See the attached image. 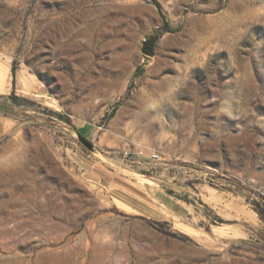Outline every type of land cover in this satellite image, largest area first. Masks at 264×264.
<instances>
[{"label":"rangeland","instance_id":"1","mask_svg":"<svg viewBox=\"0 0 264 264\" xmlns=\"http://www.w3.org/2000/svg\"><path fill=\"white\" fill-rule=\"evenodd\" d=\"M47 258L264 264V0H0V264Z\"/></svg>","mask_w":264,"mask_h":264},{"label":"water","instance_id":"2","mask_svg":"<svg viewBox=\"0 0 264 264\" xmlns=\"http://www.w3.org/2000/svg\"><path fill=\"white\" fill-rule=\"evenodd\" d=\"M158 37L159 34H155L154 36L149 37L148 40L144 42L141 48L143 54H145L146 56H152L154 54V47ZM83 143L85 144L86 147L93 150L92 146L88 142L84 141Z\"/></svg>","mask_w":264,"mask_h":264},{"label":"crops","instance_id":"3","mask_svg":"<svg viewBox=\"0 0 264 264\" xmlns=\"http://www.w3.org/2000/svg\"><path fill=\"white\" fill-rule=\"evenodd\" d=\"M109 170H105V171H103V173H101V174H99L100 176H102V177H105L106 179H108V187H110V188H118L116 185H115V181L113 180V178H114V175H111L109 172H108ZM107 181V180H106ZM138 203H136V204H133L132 203V205L134 206V207H138L139 205H137ZM142 206V205H141ZM138 208H140V207H138Z\"/></svg>","mask_w":264,"mask_h":264},{"label":"built area","instance_id":"4","mask_svg":"<svg viewBox=\"0 0 264 264\" xmlns=\"http://www.w3.org/2000/svg\"><path fill=\"white\" fill-rule=\"evenodd\" d=\"M149 158L150 160L152 161H156V160H159L161 157H160V153L158 151H153L149 154Z\"/></svg>","mask_w":264,"mask_h":264},{"label":"bare ground","instance_id":"5","mask_svg":"<svg viewBox=\"0 0 264 264\" xmlns=\"http://www.w3.org/2000/svg\"><path fill=\"white\" fill-rule=\"evenodd\" d=\"M213 5V4H212ZM107 9V8H106ZM109 9V8H108ZM115 9V8H114ZM108 11V10H107ZM57 12V11H56ZM56 12H55V14H56ZM88 18V17H87ZM106 18V17H105ZM84 19V18H83ZM106 22V21H105ZM61 23V22H60ZM69 24V23H68ZM78 24V23H77ZM82 24V23H81ZM83 25V24H82ZM69 31V30H68ZM54 32V31H53ZM95 32V31H94ZM89 33V32H88ZM70 34V33H69ZM75 35V34H74ZM79 39V38H78ZM75 40V39H74ZM72 42V41H71ZM84 42V41H83ZM63 43V42H62ZM62 50V49H61ZM72 50V49H71ZM77 55V54H76ZM80 61V60H79ZM65 73V72H64ZM143 116V115H142ZM145 120H146V117H145ZM143 122H145V121H143ZM147 122V121H146ZM149 122V121H148ZM152 124V123H151ZM152 128V127H151ZM20 172H22V171H20ZM33 196V195H32ZM36 197V196H35ZM32 200V199H31ZM32 201H34V200H32ZM34 203V202H33ZM40 211V210H39ZM30 218H32V217H30ZM99 255V254H98ZM50 260H52V258H50V259H46L45 261V263L46 264H50V262H48V261H50ZM145 261V260H144ZM141 263V262H140Z\"/></svg>","mask_w":264,"mask_h":264},{"label":"trees","instance_id":"6","mask_svg":"<svg viewBox=\"0 0 264 264\" xmlns=\"http://www.w3.org/2000/svg\"><path fill=\"white\" fill-rule=\"evenodd\" d=\"M157 4H158V3H157ZM166 30H168L167 27H166V28L164 27V28H162V29L160 30V32L163 33V32H165ZM79 133H81L80 130H79ZM258 212L260 213V211H258ZM260 214H261V213H260Z\"/></svg>","mask_w":264,"mask_h":264}]
</instances>
